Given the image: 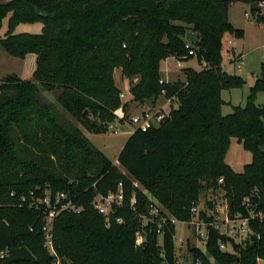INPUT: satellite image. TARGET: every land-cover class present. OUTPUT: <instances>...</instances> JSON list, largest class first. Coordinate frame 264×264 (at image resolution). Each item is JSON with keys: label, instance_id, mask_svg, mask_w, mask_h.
Wrapping results in <instances>:
<instances>
[{"label": "trees", "instance_id": "16d2710c", "mask_svg": "<svg viewBox=\"0 0 264 264\" xmlns=\"http://www.w3.org/2000/svg\"><path fill=\"white\" fill-rule=\"evenodd\" d=\"M233 2H0V28L7 13L10 27L42 23L40 33L9 30L0 36V48L10 55L36 54L32 77L10 73L0 83V251L27 246L36 258L11 264H53L56 258L63 264H177L175 221L189 223L195 216L204 181L220 182L229 215L248 217L252 233L238 243L200 211L208 224L206 249L188 246L193 261L264 264V103H257L264 92V61L263 77L251 86L246 105H232L233 111L223 114L222 90L245 83L223 67L224 35L244 36L229 20ZM259 21L264 25L262 14ZM188 30L199 33L200 43L189 47L205 66L187 67L185 80L161 82L164 59L196 55L189 54ZM117 69L130 80L131 101L149 107L160 97L171 101L157 126L136 129L126 140L118 156L123 170L76 124L105 132L119 107L129 121ZM233 137L253 155L242 172L225 160ZM49 185L52 194L69 193L79 208L55 216L54 255L44 247L46 214L30 206ZM120 189L123 200L106 217L95 199ZM153 199L168 212L152 213ZM224 243L234 252L222 250Z\"/></svg>", "mask_w": 264, "mask_h": 264}, {"label": "rangeland", "instance_id": "374dc122", "mask_svg": "<svg viewBox=\"0 0 264 264\" xmlns=\"http://www.w3.org/2000/svg\"><path fill=\"white\" fill-rule=\"evenodd\" d=\"M4 0H0L2 2ZM254 1L252 0H234V2L229 7V20L233 27L240 28L244 30V36L241 38L236 37L234 34L228 32L224 35L223 38V47H222V56H223V67L229 73H234L241 76L245 83L242 87L225 89L222 90V98L225 100V104L222 106L223 114H229L233 111L232 105H241L245 106L247 103V97L250 93L251 86L255 83L256 73L260 71L261 63L264 61V25L259 21V16L264 14V0H255L260 6V10H253L251 4ZM249 13L250 16L247 17L246 13ZM9 17L10 13H7L2 20V25L0 28V36H4L9 30L12 33H40L42 31V23L40 22H21L16 24L13 27L9 26ZM232 40L233 45L236 51L242 52L244 63L239 70L237 64H230V58H236L238 54H231L228 52L229 44L228 41ZM199 54V53H198ZM196 54L190 58L186 56L180 59L175 56H168L161 63L160 74L163 80L166 82L177 81L178 79L185 80V69L187 67H193L197 70H201L205 63L203 60H199V55ZM35 69V57L33 53L27 54L24 58H19L13 55H10L8 52L0 48V83L2 78L10 73H16L24 79L32 77V73ZM115 78L118 86L121 91L127 92L129 95L126 98H121L122 102H129L128 114L139 113L145 108H152L153 110L160 108L162 105L163 111L167 112L170 109L169 101L165 100L163 97H160L157 100L155 106L152 107L148 105H141L137 101H131L132 96L130 94V80L126 77H122L121 70L117 69L115 72ZM264 102V92H259L257 94V103ZM174 106L177 107V100L173 101ZM115 117L112 122L116 125L118 131L113 132L111 129H108L105 132H92L84 128L81 124L76 122L73 118L72 120L82 129L85 135L99 148L101 149L107 157L113 161L119 168H122L118 161L119 153L129 138L133 129L127 123L125 115L122 111V107L113 111ZM69 116V115H68ZM253 155L250 151L246 150L241 143L238 142L237 138L233 137L231 139V145L226 153V162L232 166V168L237 172H242L244 170L245 164H248L252 161ZM135 186L140 190H143L142 184L135 182ZM52 186H48L45 189V193L52 191ZM154 203L161 210L163 206L156 201ZM214 206V207H212ZM168 212V209H163ZM200 211L206 212L208 216H213L214 221L212 224L219 226L220 232L228 231V227L232 225L229 220L235 222L236 228L241 224L240 219L245 218L242 214H236L232 218L229 215V209L227 205V198L225 192L223 191L220 182L218 184H208L204 181L202 189L200 191V200L196 205V211L194 219L199 221L200 229L197 228V225H193L188 222L175 221L176 222V253L179 260L185 261V258H190L191 261L189 264H194L191 257V252L189 247H199L203 250L206 249V238H207V226L208 224L199 218ZM238 216V217H237ZM147 218L143 217L141 219L142 223H146ZM197 221V222H198ZM201 230V231H200ZM45 226V232H46ZM52 232V231H51ZM206 234L204 236V233ZM203 233V236L201 235ZM248 234L251 233H242L234 237L235 241L240 243L244 242ZM224 248L222 250H228L234 252V249L230 243H224ZM189 246V247H188ZM44 247L48 250L49 253H52V248L48 244V238L45 236ZM186 256V257H185ZM213 262L214 259L211 258ZM53 264H63L59 258H56ZM84 264H89V261L84 262ZM197 264V263H195ZM201 264V263H200Z\"/></svg>", "mask_w": 264, "mask_h": 264}, {"label": "built area", "instance_id": "2783aa9c", "mask_svg": "<svg viewBox=\"0 0 264 264\" xmlns=\"http://www.w3.org/2000/svg\"><path fill=\"white\" fill-rule=\"evenodd\" d=\"M246 16L249 17L250 14L247 12ZM186 41L188 42L187 47L190 49L189 54L195 55L196 54L195 50L189 47L190 44H192V43L189 40H186ZM228 43H229L228 52H230V50H232V47H231L232 41L229 40ZM233 62L235 64H237V67L240 70L241 66L244 63L243 54H238L236 56V58L233 59ZM162 81L163 80H161V82ZM128 95L129 94L127 92H124V91L120 92L121 98H126ZM165 113L166 112H164L162 110V108H157L155 110H153L152 108H146L139 113L130 114L131 116H130L129 121L127 120V123L131 126L133 131L136 129H141L142 131H146L149 128H151L152 126H157L158 123L161 121V119L165 116ZM108 129H111L113 132L118 131L116 125L113 122H110L108 124ZM122 200H123V193H122V190L120 189L118 192L110 193L107 196H102V195L97 196L94 204L100 213H102L103 215L108 217L110 212H111L112 205L114 203L120 204L122 202ZM135 201H136V199H135V197H133L132 203L134 204ZM30 206L38 208V209H42L43 212L46 214L45 220H46V230L47 231L45 232V236L48 238V244L52 248V250H51L52 253H54V247H53V241H52V232L51 231H52L53 220H54L55 216L59 212L64 211V210H75L76 211V210H79V208L76 207V205H74L73 201L69 197V193H67V192H57L56 194H52L51 192H47L42 197L31 199ZM151 207H152V210H151L152 213L155 214L159 211V208L154 206L153 203H152ZM194 211H196V207L192 208L193 213H195ZM232 220H235V219L229 220L233 224L227 228L228 231L221 232V233H224V234H226L230 237H233V238L239 234H242V233H252V230H251L250 225H249V218L248 217L240 219L241 224L238 228H236L235 222H233ZM119 221H121V219H119ZM197 221L193 217L189 223H191L193 225L194 224L197 225V228L200 229V227H199L200 223H199V221L198 222ZM214 224H212V225H214ZM216 228L219 229V226L216 225ZM203 233L201 234L202 236H203ZM205 235L206 234L204 233V236ZM224 246H225L224 244L220 245L221 248H224ZM8 250L9 249L0 251V258H5L8 254ZM197 264H200V263H197Z\"/></svg>", "mask_w": 264, "mask_h": 264}, {"label": "water", "instance_id": "95a60500", "mask_svg": "<svg viewBox=\"0 0 264 264\" xmlns=\"http://www.w3.org/2000/svg\"><path fill=\"white\" fill-rule=\"evenodd\" d=\"M254 8L259 9L260 6L257 2L253 3L251 5ZM264 16V14H262ZM185 39L189 40L192 44H199L200 38L199 33L194 32L191 30H188L185 34ZM263 77V72L260 71L259 74L256 75V79ZM88 113L87 111L85 114ZM35 256L31 252V250L27 246H19V247H12L8 250L7 256L4 258L3 262L1 264H11L15 261L19 260H31L35 261Z\"/></svg>", "mask_w": 264, "mask_h": 264}, {"label": "crops", "instance_id": "0c3cea01", "mask_svg": "<svg viewBox=\"0 0 264 264\" xmlns=\"http://www.w3.org/2000/svg\"><path fill=\"white\" fill-rule=\"evenodd\" d=\"M232 41V40H231ZM229 44V43H228ZM231 47H232V49H233V47H234V45H233V42H232V45H231ZM231 51V50H230ZM231 54H243L242 52H237L236 51V49H235V47H234V50H232L231 52H230ZM28 54H30V53H28ZM34 54V57H35V66H36V54L35 53H33ZM244 55V54H243ZM27 56V55H26ZM182 62V60L180 61V63ZM230 64H234L233 63V58H232V56H231V58H230V62H229ZM225 68V67H224ZM226 69V68H225ZM260 71H261V67H260ZM260 71L259 72H257L256 73V75L257 74H259L260 73ZM163 80V79H162ZM255 81H256V76H255ZM166 100V99H165ZM170 103H169V106H170V104H171V101L170 100H168ZM264 103V102H263ZM263 103H260V104H263ZM157 107V106H156ZM163 107H165V105H162L160 108H162L163 109ZM146 109V108H145ZM144 110V109H143ZM130 114H132V113H130ZM186 257V256H185ZM191 261V259L190 258H185V261H182V260H177V264H189V262ZM194 264H195V262H193Z\"/></svg>", "mask_w": 264, "mask_h": 264}]
</instances>
